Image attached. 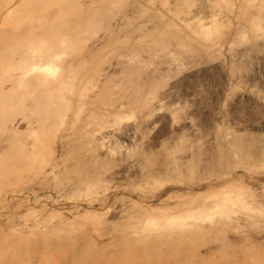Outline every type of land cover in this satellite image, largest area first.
Here are the masks:
<instances>
[{
    "label": "rangeland",
    "instance_id": "obj_1",
    "mask_svg": "<svg viewBox=\"0 0 264 264\" xmlns=\"http://www.w3.org/2000/svg\"><path fill=\"white\" fill-rule=\"evenodd\" d=\"M0 264H264V0H0Z\"/></svg>",
    "mask_w": 264,
    "mask_h": 264
}]
</instances>
